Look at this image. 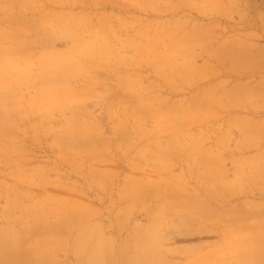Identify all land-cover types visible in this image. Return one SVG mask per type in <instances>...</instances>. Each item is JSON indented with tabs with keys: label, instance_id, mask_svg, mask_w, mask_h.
Here are the masks:
<instances>
[{
	"label": "rangeland",
	"instance_id": "1",
	"mask_svg": "<svg viewBox=\"0 0 264 264\" xmlns=\"http://www.w3.org/2000/svg\"><path fill=\"white\" fill-rule=\"evenodd\" d=\"M0 264H264V0H0Z\"/></svg>",
	"mask_w": 264,
	"mask_h": 264
}]
</instances>
